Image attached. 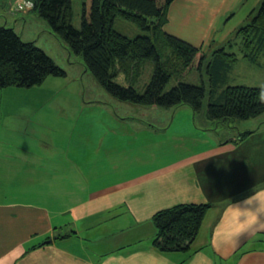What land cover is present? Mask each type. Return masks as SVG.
Segmentation results:
<instances>
[{"label": "crops", "instance_id": "0c3cea01", "mask_svg": "<svg viewBox=\"0 0 264 264\" xmlns=\"http://www.w3.org/2000/svg\"><path fill=\"white\" fill-rule=\"evenodd\" d=\"M262 1L175 0L164 30L213 55ZM5 2L19 12L13 9L16 0ZM117 79L129 85L124 73ZM19 89L0 88V95ZM121 101L127 109H145ZM23 104L0 97V264H264V216L241 222L234 208L264 193V132L248 124L257 117L240 125L212 120L228 127L211 137L205 126L192 135L201 141L192 151L181 144L190 125L181 127L174 132L173 162L127 177L129 150L140 147L134 157L149 158L142 140L139 145L129 138L120 146L117 130L99 123L89 124L90 130L63 128L67 139L60 143L53 129L31 127ZM192 111L193 125L204 120ZM75 134L77 141L85 135L97 145L86 150L87 139L79 148ZM181 203L212 206L190 251L162 252L153 243V216Z\"/></svg>", "mask_w": 264, "mask_h": 264}, {"label": "trees", "instance_id": "16d2710c", "mask_svg": "<svg viewBox=\"0 0 264 264\" xmlns=\"http://www.w3.org/2000/svg\"><path fill=\"white\" fill-rule=\"evenodd\" d=\"M174 1L84 0L80 28L73 24V0H34L33 11L70 49L83 55L85 66L118 99L141 105H188L200 112L207 86L205 82H185L183 77L193 69L201 72L207 67L211 96L206 112L210 119L248 120L263 114L264 87L227 84L226 71L240 54L252 61L264 52V0L211 57L201 46L164 30ZM118 17L132 21L147 34L129 37L121 33L115 27ZM148 64L154 70L145 90L140 91L136 85ZM120 73L129 85L117 81ZM49 75L62 76L66 71L44 49L0 24V88L31 87ZM174 75L178 84L167 89ZM211 206L181 203L157 211L153 216L155 247L165 253L190 251Z\"/></svg>", "mask_w": 264, "mask_h": 264}, {"label": "rangeland", "instance_id": "374dc122", "mask_svg": "<svg viewBox=\"0 0 264 264\" xmlns=\"http://www.w3.org/2000/svg\"><path fill=\"white\" fill-rule=\"evenodd\" d=\"M5 1L0 0V24L13 28L24 41L34 42L38 47L44 49L56 64L66 71V75H49L40 84L31 87H20V91L5 90L0 95L1 99L3 97L5 99L7 97H17L24 102L22 114L30 115L26 118H32V128L53 129L55 133L53 138L61 143V137L62 139H67L66 133H61L63 128H68L70 131L90 130L89 124L102 123V125L106 124L107 128L111 126L117 130L120 135L118 141L120 146H123L129 138H135L139 145L142 140L149 146L150 155L147 159L138 160L134 156L139 153L140 147L128 151L129 163L127 168L125 164L123 165V173L126 171L127 177H130L173 162L176 152L174 148L176 143L174 132L179 131L181 127L182 129L187 127L189 130L188 126L190 125L192 130L191 133H186V137H183L181 141L182 147L187 146L190 151L195 148L197 150L201 144V141L195 139L192 135L205 131L207 129L205 126L210 129L207 131L210 132L208 134L211 137L216 136V129L221 132L224 125L228 127V123L212 122V119L206 115L211 96V81L207 67H204L201 72L193 69L183 77L185 82L194 84L205 82L207 86V93L203 103L204 110L197 113V116H203L204 120L197 121L195 125L192 124V121H194L193 117L192 119L191 116L189 117V115L194 116L195 113L188 105L170 107L155 104L139 105L145 109L138 110L133 107V109L128 108V110L120 103L122 102L121 99L109 93L94 77L91 70L85 66L83 55L77 54L70 49L64 40L53 32L45 19L35 11L30 13H23V11L13 12ZM83 2L84 0H73V24L76 28L81 27ZM115 27L129 37L147 34L132 21L121 17L116 19ZM234 49L237 51L238 47ZM205 52L211 57V51ZM153 70V65L148 64L140 77L139 83L136 85L140 91L145 90ZM117 80L118 82L122 81V79ZM226 81L227 84L231 85L264 87V52L258 55L257 60L252 61L242 57L240 54L238 60L231 62V66L228 67ZM177 84L178 79L174 75L168 83L167 89ZM110 114H117L119 117L116 120H112ZM174 116L176 119L173 122ZM176 121H182V123H177ZM245 121L248 120L235 119L232 123L238 124ZM245 124L247 123L241 124L244 127L243 129L246 128ZM248 124L252 127H261L264 132V113L260 117L258 116L254 120L248 121ZM195 127L198 128L196 129ZM136 135L140 137H136ZM141 136H143L142 139ZM223 137L229 136L224 134ZM74 138L79 148L84 147L83 142L87 139L86 150H92L97 145L96 139L90 138V136L81 135L80 139L82 140L77 141V134H75ZM119 179H123V177L120 176Z\"/></svg>", "mask_w": 264, "mask_h": 264}, {"label": "clouds", "instance_id": "9594fccd", "mask_svg": "<svg viewBox=\"0 0 264 264\" xmlns=\"http://www.w3.org/2000/svg\"><path fill=\"white\" fill-rule=\"evenodd\" d=\"M234 208L239 210V220L241 222L264 216V193H254L252 196L246 198V200L243 202V205L237 204L234 205ZM241 217H244V219L241 220Z\"/></svg>", "mask_w": 264, "mask_h": 264}, {"label": "built area", "instance_id": "2783aa9c", "mask_svg": "<svg viewBox=\"0 0 264 264\" xmlns=\"http://www.w3.org/2000/svg\"><path fill=\"white\" fill-rule=\"evenodd\" d=\"M34 5V0H16L13 9H15V11H28L33 9Z\"/></svg>", "mask_w": 264, "mask_h": 264}, {"label": "water", "instance_id": "95a60500", "mask_svg": "<svg viewBox=\"0 0 264 264\" xmlns=\"http://www.w3.org/2000/svg\"><path fill=\"white\" fill-rule=\"evenodd\" d=\"M49 241H52V239H50Z\"/></svg>", "mask_w": 264, "mask_h": 264}]
</instances>
